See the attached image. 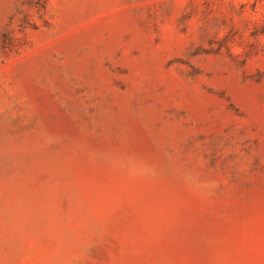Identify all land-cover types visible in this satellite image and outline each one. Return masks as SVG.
<instances>
[{
    "label": "rangeland",
    "instance_id": "1",
    "mask_svg": "<svg viewBox=\"0 0 264 264\" xmlns=\"http://www.w3.org/2000/svg\"><path fill=\"white\" fill-rule=\"evenodd\" d=\"M0 264H264V0H0Z\"/></svg>",
    "mask_w": 264,
    "mask_h": 264
},
{
    "label": "trees",
    "instance_id": "2",
    "mask_svg": "<svg viewBox=\"0 0 264 264\" xmlns=\"http://www.w3.org/2000/svg\"><path fill=\"white\" fill-rule=\"evenodd\" d=\"M27 3L29 6L34 7L38 11H41V13H46L47 0H27Z\"/></svg>",
    "mask_w": 264,
    "mask_h": 264
}]
</instances>
